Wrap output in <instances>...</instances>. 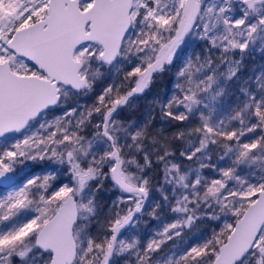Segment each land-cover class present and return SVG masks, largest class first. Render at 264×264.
<instances>
[{"label":"snow or ice","instance_id":"6c2138e0","mask_svg":"<svg viewBox=\"0 0 264 264\" xmlns=\"http://www.w3.org/2000/svg\"><path fill=\"white\" fill-rule=\"evenodd\" d=\"M257 56L264 0H0V264H264Z\"/></svg>","mask_w":264,"mask_h":264},{"label":"rangeland","instance_id":"374dc122","mask_svg":"<svg viewBox=\"0 0 264 264\" xmlns=\"http://www.w3.org/2000/svg\"><path fill=\"white\" fill-rule=\"evenodd\" d=\"M256 61H257L258 63H264V61H261V60H260V57H259V56L256 57ZM250 65H251V66H250ZM256 66H258V65H254V67H256ZM250 67H252V63H249V66H248V72H251ZM246 74H247V73H246ZM85 102L90 103L91 101H85ZM150 224H151V222H150ZM206 227H207V225H202V228H206Z\"/></svg>","mask_w":264,"mask_h":264},{"label":"trees","instance_id":"16d2710c","mask_svg":"<svg viewBox=\"0 0 264 264\" xmlns=\"http://www.w3.org/2000/svg\"><path fill=\"white\" fill-rule=\"evenodd\" d=\"M253 67H254V64H252V67H250V69L252 70ZM166 84H167V81H165V83H163V84L158 85L156 88V91H163L166 87Z\"/></svg>","mask_w":264,"mask_h":264}]
</instances>
